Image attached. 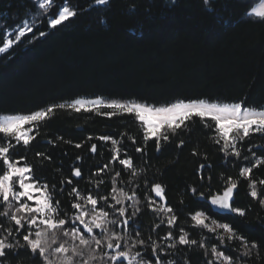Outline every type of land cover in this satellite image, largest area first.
Listing matches in <instances>:
<instances>
[{
	"label": "trees",
	"instance_id": "trees-1",
	"mask_svg": "<svg viewBox=\"0 0 264 264\" xmlns=\"http://www.w3.org/2000/svg\"><path fill=\"white\" fill-rule=\"evenodd\" d=\"M261 1L0 0V115L41 114L0 128V264H264V125L225 135L193 113L154 134L129 107L263 110ZM8 162L47 195L45 213L5 195ZM231 186L233 213L215 212L208 200Z\"/></svg>",
	"mask_w": 264,
	"mask_h": 264
},
{
	"label": "rangeland",
	"instance_id": "rangeland-1",
	"mask_svg": "<svg viewBox=\"0 0 264 264\" xmlns=\"http://www.w3.org/2000/svg\"><path fill=\"white\" fill-rule=\"evenodd\" d=\"M107 0H101L104 3ZM254 14L261 15L264 13V0H262L252 11ZM71 12L67 8H63L59 18L53 21L54 24L61 23L71 16ZM28 25L20 31L22 35L27 31ZM13 45L11 40H8L1 52L9 50ZM101 99H78L72 102L75 107H95L102 104ZM130 110L140 113L141 118L146 122L151 133H156L157 130L164 124L176 123L185 118L189 114L201 113L204 115L214 116L218 119L220 127L225 135L233 130H240L245 133L252 125L260 128L264 125V109L243 108L240 104H210L204 101L195 102H176L169 107L160 109H152L141 104H130ZM41 114L37 113L32 116L24 117L18 115H0V128L3 130H16L25 125L29 119L38 118ZM19 137L27 140L29 131L23 129L19 132ZM9 171L2 181V187L7 197L13 196L17 199L27 198L37 203V209L45 213L50 208V202L47 195L37 189L29 178L28 169L26 167H13L9 162ZM16 177L20 190L15 193L11 185L12 178ZM215 229L224 228L226 226L214 223Z\"/></svg>",
	"mask_w": 264,
	"mask_h": 264
},
{
	"label": "water",
	"instance_id": "water-1",
	"mask_svg": "<svg viewBox=\"0 0 264 264\" xmlns=\"http://www.w3.org/2000/svg\"><path fill=\"white\" fill-rule=\"evenodd\" d=\"M75 176L81 177V173L79 169L76 170ZM236 191L235 186L228 187L226 190H224L221 194L217 196L211 197L208 202L210 203L211 207L215 212L223 213V214H232L233 208L232 203L234 201V194ZM154 193L157 197L161 198L163 203L166 205L167 201L163 195V193L160 192L158 187H154ZM90 234H92V229L88 228ZM118 248L115 247L113 250L116 251ZM109 250H112V248H109ZM121 258L125 261L128 260V255L123 254L121 255Z\"/></svg>",
	"mask_w": 264,
	"mask_h": 264
},
{
	"label": "flooded vegetation",
	"instance_id": "flooded-vegetation-1",
	"mask_svg": "<svg viewBox=\"0 0 264 264\" xmlns=\"http://www.w3.org/2000/svg\"><path fill=\"white\" fill-rule=\"evenodd\" d=\"M160 191L161 192H163L161 189H160ZM154 192V191H153ZM154 195H155V193H154ZM156 200L158 199L159 200V202H161V204L164 206V207H166L167 206V203H166V205L163 203V201H162V199L161 198H159V197H157L156 195H155V197H154ZM155 199H153V201L149 204V208L150 207H152V206H154V205H156L158 202V200L156 201ZM166 201H167V199H166ZM150 211H151V208H150ZM133 213H134V211H133V209H126V212H125V214L123 215V219H122V221H120V222H118V227L120 228V229H125V231L129 234V235H131L132 234V228H133V226H132V221L134 220V218L132 217V215H133ZM198 214V215H197ZM195 217L199 220V219H201V218H204L205 216H204V214L203 213H196L195 214ZM81 226L82 225H77L76 226V228L78 229V230H80V228H81ZM83 227L85 228V230H86V225H83ZM139 228V227H138ZM131 242V241H130ZM122 254H125V253H123V252H120L118 255H119V257L122 255ZM129 256V255H128ZM130 259V258H129Z\"/></svg>",
	"mask_w": 264,
	"mask_h": 264
},
{
	"label": "bare ground",
	"instance_id": "bare-ground-1",
	"mask_svg": "<svg viewBox=\"0 0 264 264\" xmlns=\"http://www.w3.org/2000/svg\"><path fill=\"white\" fill-rule=\"evenodd\" d=\"M5 116V115H4ZM13 116V115H12ZM18 116H20V115H18ZM1 129H3V127L1 128ZM8 171V170H7ZM76 172V171H75ZM77 177V176H76ZM4 178V177H3ZM14 183V182H13ZM157 187V186H156ZM16 188V187H15ZM159 188V187H158ZM159 190H160V188H159ZM19 191V190H18ZM161 192V191H160ZM161 193H163V192H161ZM163 195H164V193H163ZM219 195V194H218ZM217 196V195H216ZM164 197H165V195H164ZM213 197V196H212ZM165 199H166V197H165ZM209 203V202H208ZM210 204V203H209ZM82 215V214H81ZM198 215V214H197ZM76 217V216H75ZM77 222V221H76ZM94 231V230H93ZM85 233V232H84ZM79 234V233H78ZM93 235V234H92ZM118 255V254H117ZM130 255V254H129ZM113 256H114V254H113ZM119 260V259H118Z\"/></svg>",
	"mask_w": 264,
	"mask_h": 264
}]
</instances>
